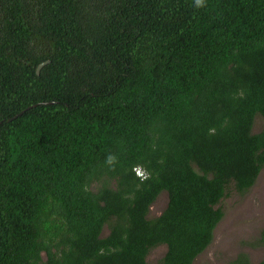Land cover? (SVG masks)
<instances>
[{
	"label": "trees",
	"instance_id": "obj_1",
	"mask_svg": "<svg viewBox=\"0 0 264 264\" xmlns=\"http://www.w3.org/2000/svg\"><path fill=\"white\" fill-rule=\"evenodd\" d=\"M257 116L264 0H0V264H193Z\"/></svg>",
	"mask_w": 264,
	"mask_h": 264
},
{
	"label": "rangeland",
	"instance_id": "obj_2",
	"mask_svg": "<svg viewBox=\"0 0 264 264\" xmlns=\"http://www.w3.org/2000/svg\"><path fill=\"white\" fill-rule=\"evenodd\" d=\"M264 129V120L256 117L252 133ZM166 193H161L151 206L148 218H154L165 208ZM219 207L223 218L213 232V240L193 264H229L239 253L248 256L251 264L264 260V247L256 244L264 226V168L254 186L243 196L231 192L222 200ZM165 247L152 250L146 264H157L163 256Z\"/></svg>",
	"mask_w": 264,
	"mask_h": 264
},
{
	"label": "clouds",
	"instance_id": "obj_3",
	"mask_svg": "<svg viewBox=\"0 0 264 264\" xmlns=\"http://www.w3.org/2000/svg\"><path fill=\"white\" fill-rule=\"evenodd\" d=\"M196 3H197V6H202L203 0H196ZM114 160H115V157L111 156V155L107 158V162L109 164H112L114 162Z\"/></svg>",
	"mask_w": 264,
	"mask_h": 264
},
{
	"label": "water",
	"instance_id": "obj_4",
	"mask_svg": "<svg viewBox=\"0 0 264 264\" xmlns=\"http://www.w3.org/2000/svg\"><path fill=\"white\" fill-rule=\"evenodd\" d=\"M47 62L41 63L40 65H38L37 69H36V74L39 73L40 69L46 64ZM21 114V113H20ZM19 114V115H20ZM16 117V116H15Z\"/></svg>",
	"mask_w": 264,
	"mask_h": 264
},
{
	"label": "built area",
	"instance_id": "obj_5",
	"mask_svg": "<svg viewBox=\"0 0 264 264\" xmlns=\"http://www.w3.org/2000/svg\"><path fill=\"white\" fill-rule=\"evenodd\" d=\"M136 174L138 175V176H140V171H138V170H136Z\"/></svg>",
	"mask_w": 264,
	"mask_h": 264
}]
</instances>
